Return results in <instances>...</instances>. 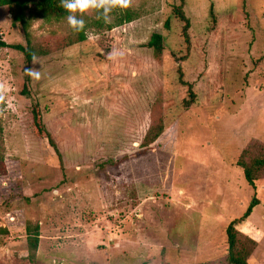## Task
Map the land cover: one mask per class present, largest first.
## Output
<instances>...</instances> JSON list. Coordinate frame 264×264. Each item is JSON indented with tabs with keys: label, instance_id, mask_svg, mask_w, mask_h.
<instances>
[{
	"label": "rangeland",
	"instance_id": "rangeland-1",
	"mask_svg": "<svg viewBox=\"0 0 264 264\" xmlns=\"http://www.w3.org/2000/svg\"><path fill=\"white\" fill-rule=\"evenodd\" d=\"M179 3L71 0L69 16L47 20L28 7L30 42L45 54L26 95L22 53L0 48V264H228L226 226L253 196L235 229L250 264H264V167L254 190L238 165L264 158V0H184L188 42ZM125 9L132 21L68 44L75 16L114 23ZM0 38L26 42L8 6ZM35 101L61 162L33 132ZM28 222L39 225L33 260Z\"/></svg>",
	"mask_w": 264,
	"mask_h": 264
},
{
	"label": "trees",
	"instance_id": "trees-1",
	"mask_svg": "<svg viewBox=\"0 0 264 264\" xmlns=\"http://www.w3.org/2000/svg\"><path fill=\"white\" fill-rule=\"evenodd\" d=\"M183 3L184 0H180L179 5L173 7V14L176 18L183 22L182 26V34L186 42L189 40L188 36V28L190 25L189 18L186 17L183 11ZM0 6H8L10 8L11 14V24L13 27H19L23 30L25 36V44L21 43H6L4 40L0 38V48H12L22 53L24 57V61L27 64V73L25 75V81L21 90V94L26 95L28 92V83L30 81L29 76V65L33 61L34 57L37 55H44L45 51L41 48L34 47L29 38V33L27 32L28 29V15L26 11L29 6H32L34 10L35 16L43 17L44 19H60L66 16H69L72 10L71 0H0ZM136 17L135 13L130 9L123 10L117 17L114 23H108L105 20V16L99 14L98 18L93 19L92 22L86 19H83L79 16H75L74 19L71 20L72 30L71 35L68 37V44H75L79 42H83L86 39L85 31L89 27H96L97 29L101 30H110L113 27L121 25L126 22L132 21ZM164 27L168 28V21L166 20L164 23ZM147 47L152 49V55L155 59H158L163 51V37L160 33H152L150 38L147 42ZM179 80L183 84L188 85V93L190 95V100L193 99V92L191 90V85L185 83L181 77ZM31 118H32V127L33 132L38 138L45 139L48 144L51 146L55 154L57 155L59 161L61 162V154L56 146L55 140L51 133L46 129L41 109L39 103L37 101L32 102L31 107ZM162 123H158L157 125L151 124L147 129L142 142L141 146H148L153 143L162 133ZM109 161L114 162L113 158H110ZM105 162V161H104ZM238 165L243 170V176L245 181L255 190V175L254 172L262 167H264V158H255L250 161L249 164L244 162H238ZM258 204V200L255 196H253L252 200L249 202L247 207L245 208L244 212L237 218H234L229 221L226 226L225 234L227 239V255L226 259L228 264H250L249 256L251 254V249L249 245L239 247L238 245V237L237 231L235 229L236 225L241 224L244 222L248 216L251 214V211L254 206ZM26 242H27V253L28 259L33 260L35 257V253L38 249L39 243V225L34 224L31 225L29 222L26 224ZM251 244L254 242L249 239L247 241ZM252 248V247H251Z\"/></svg>",
	"mask_w": 264,
	"mask_h": 264
}]
</instances>
